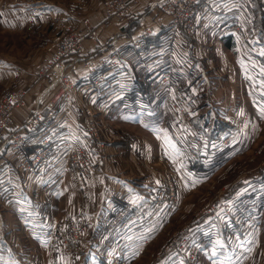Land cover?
<instances>
[{
    "label": "rangeland",
    "instance_id": "374dc122",
    "mask_svg": "<svg viewBox=\"0 0 264 264\" xmlns=\"http://www.w3.org/2000/svg\"><path fill=\"white\" fill-rule=\"evenodd\" d=\"M126 1L132 6V9L124 18L117 19L104 17L107 0H103V5L99 9L90 8L88 5L90 0H0V18L4 13H9L12 16L13 24L16 22V24L22 25V28L15 27L17 29L8 30L4 29L0 22V76L3 72L2 69L7 70L12 67V69H19L22 73L23 69L34 68L33 63L37 60L40 61L46 55L48 59L54 39L69 29L95 31L97 40L94 43L99 46V26L114 20H130L137 15L133 7L138 0ZM93 3H91L92 7L95 4ZM245 3L249 2L245 0ZM61 6L65 7L62 11H60ZM155 8L157 13L161 14L160 7L156 6ZM51 12L55 13L52 14ZM91 12L99 13L102 21L92 23L88 18ZM147 13H150V8L148 11L146 9L145 14ZM75 14H77L78 24L68 21L70 18L75 20L72 17ZM241 14L244 15L242 17L246 22L245 29L241 23L239 30L234 28L236 33L227 30L231 32L232 40L236 43H232L233 48L228 46L229 48H222L221 53H218L211 43L204 42V46H207L206 49L200 50L202 55H196L197 51L190 49L191 54L195 55L196 59L207 53L213 60L208 61L204 55L205 57L201 60L203 63L200 64L201 71L196 67L195 59L189 61L187 57L184 58V61L181 59L183 63L181 66L184 67L182 79L174 76H178L181 72L178 65H172L169 68L170 72L167 68H162L159 71L155 69L157 73L166 72V75L158 74L161 77L153 75L154 71H147V67L143 65L136 81L129 80L131 83L124 82L121 85H114L120 90H126L124 92L126 95L122 99L115 100L114 97L100 96L99 99L89 104L85 99L88 93L73 98L74 102L79 99L83 104L91 105L90 115L83 112V115L88 117L89 124L87 127L76 130V134L70 128L62 131L65 132L64 136L68 135L75 139L76 143L90 147L91 158L85 170H78L71 160H68L67 148L59 150L58 147H53V152L45 154L44 170L40 169V164L34 166L33 151L37 147L36 143H39L45 135L39 137L41 131L39 128L36 130L30 127L20 128L19 135H25V139H27L22 145V149L16 150L8 145L0 152V170L3 167L11 170L10 175L0 176V264H15V259L23 264H48V258L46 260L44 257L42 260L36 253L42 251L43 248L44 250L46 248L52 250L53 248V254L56 255L62 249L68 250L65 246L70 248V254L72 257L74 255V261L77 260V264H79L82 260L81 255L79 256L82 248L80 246L81 241L77 248H71L72 245L65 243L66 240L70 243L71 238L68 237L70 232H73L72 224L76 226L83 220L85 231L81 240L87 239L90 237L87 231L90 217H94L96 220L101 212L94 204L89 206V203L88 206L86 204L83 207H74V205H78L75 201L76 197L81 196L82 193L62 189L60 185L52 190L51 185L56 182L53 179L55 175L53 176L51 173H53L54 168H68L69 170L72 167L80 171L81 178L83 175L84 178H91V171L94 166L100 165L99 155L103 157L104 162L114 163L117 160L115 145L122 144V150L124 154H127V150H129L127 144L130 145V148L134 147L131 143H136L135 137H138L139 140V152H143L142 156L141 153L136 154V156L146 160L151 155L153 161L144 164L145 174L142 177L138 178L137 176H140L138 173H130V175L134 176L133 181H136L134 183L142 182V184H138L142 185L143 188L149 189L152 186L155 188L154 217H156L157 227H159L156 232H160V234L147 242L145 246H141L140 250L142 251L137 256L126 257L124 254L117 255L116 253L109 258V255H105V257L102 256L100 264H112L113 262L115 264H181L184 255L186 262L193 263L198 259L196 245L198 240L196 237L202 224L206 226L203 230L208 233L207 235L212 228L218 227L221 230L222 239H225L226 242L230 241V245L235 247L246 248L238 244L240 232L242 233L241 241L248 238L249 244L250 238H252L251 247L255 242H258L255 248L264 247L262 244L264 242V114L256 109L252 110L253 106L248 112L247 104L243 100L245 95H238L237 91L232 93L233 88L228 82L230 78L235 77L236 79V76L239 79L243 78L244 82L248 84L244 89L241 84H238L237 89L240 93L245 90L252 95V92L257 91V98L264 103V84H262L264 83V71H262L264 69V11L261 10L259 1H257L256 8H252L251 14L247 11H242ZM27 16L28 19H26ZM30 16H34L31 21ZM145 23L143 21L140 25L141 29L129 36H134L133 39L142 36L144 27L150 24ZM163 26L166 27L165 23ZM163 29L165 30L162 28L160 33ZM221 29L223 30L221 34L224 35V28ZM148 36L145 35L144 39H147ZM91 39L92 37L87 34L86 40ZM111 40L108 39L106 45ZM169 41L172 43L176 41L175 34L169 38ZM250 41L253 42V46L258 45L262 49L263 55L257 56L261 67L255 64L253 58L255 54H252L253 50L249 47ZM237 42H239L238 45ZM173 48H175V44ZM172 51V56L178 59L177 62L180 63L181 51L178 52L175 49ZM117 57V52L101 57L106 62L105 65L99 67L102 70L101 75L114 69V66L112 67L109 63L112 58ZM229 58L238 63L237 67L228 66ZM117 62L116 66L118 67ZM234 69L236 75H233ZM89 72L90 68H88ZM21 73L18 74L17 78L12 79L10 84H7L3 81L4 78L0 77V94L20 87L25 92L26 106L17 109L16 123L20 125L25 121L27 122L30 114L39 106L41 112L47 108L45 115L52 117V122L55 125L56 113L54 109L58 110L64 105L63 99L58 101H61L62 105L55 104L54 109L52 106L46 107L51 99L54 100L52 98L54 94L49 92L42 101H38L37 94L45 86H40L38 92H33L31 86H26V84L34 82L33 75L27 76L24 80L27 74ZM88 73L85 74L86 81L91 82L94 86L101 83L108 92L113 87L110 86L112 83L110 77L105 76L103 80L99 81L97 73ZM183 73L188 79H185ZM76 74L77 68L75 67L71 71L72 79H75L74 75ZM46 76H44L45 83ZM164 76L168 78L164 80ZM234 88H236L235 84ZM4 89L5 91H3ZM89 93L93 95L94 89ZM95 102L98 104L96 105ZM256 108L258 109L257 106ZM19 110L23 111L25 116L20 114ZM67 113H69L68 110ZM17 114L20 115V118L17 117ZM58 119H61L59 114ZM254 120L261 121L259 128L253 129L248 134L247 130L250 132L251 125L244 130V135L241 136L239 133L242 132L245 123ZM93 123H97L100 128L98 127V130L95 131L92 128ZM218 126L221 130L216 129ZM234 126L236 127L235 130ZM46 130L49 133L48 137L45 136L48 142L53 139L54 136L52 137V135L59 132L55 128L52 129L53 131ZM209 130L218 131L216 138L211 136ZM187 133L205 138L206 142L200 147L199 154H190L187 145ZM230 133L235 138V144H232V148L226 141ZM95 134L103 138L102 142L100 141L103 144L102 151L99 150L98 145L94 144L96 142ZM219 137L221 144H225V146H217L218 140L215 139ZM210 139L215 141L212 142ZM2 141L0 140V144ZM118 151L120 152L119 149ZM135 151L137 152V148ZM54 155H57V158H53ZM168 155L171 159L168 158ZM25 157L29 159L27 165L33 167L32 169L21 165ZM59 157H62V162L63 160L65 162L57 164L56 160ZM126 164L123 165L124 171L129 174L126 172ZM151 170H156L155 174H149L152 173ZM86 173L89 174L88 177L85 176ZM170 176L176 182V184L174 183L177 195L176 202H171L163 195L160 199L158 198L160 193L165 194L167 192L166 194H168L172 191L171 186L166 182ZM13 177L16 178V183L14 181L10 183ZM4 179L6 180L1 182ZM49 181L52 184L49 185ZM9 186L10 188H7ZM20 191L22 194H26L28 198L21 199ZM225 204H228V207ZM22 205L27 207H21ZM240 211L244 215L243 218L252 215L253 219H249V221L240 220ZM90 213L92 214L90 215ZM118 214L127 213L124 209L120 210ZM231 216L237 218V224L231 221ZM255 216H257L256 219H260L258 230L256 229L257 226L256 228L254 226ZM4 219L11 226L9 231L3 230L1 227ZM27 225L35 227L36 231L39 230L42 238L40 243L49 244V246L42 245V247L39 243L31 242L26 236ZM253 227L255 230L252 229ZM234 228L236 231L233 230ZM58 233L61 236L60 240L56 238ZM96 242H89V251L91 249L100 251L103 243L100 245L101 242L98 241L97 245L99 246H97ZM22 244L24 245L22 246ZM108 246L109 241L104 247L108 248ZM127 246L128 244H120L119 242L113 247L112 243L111 250L116 247L119 251L124 252ZM86 247L82 249L84 250ZM26 248L33 253V257H28L27 254L20 256L18 251ZM181 254L182 257H179ZM175 257L177 259L173 261ZM58 264H63V260H60Z\"/></svg>",
    "mask_w": 264,
    "mask_h": 264
},
{
    "label": "crops",
    "instance_id": "0c3cea01",
    "mask_svg": "<svg viewBox=\"0 0 264 264\" xmlns=\"http://www.w3.org/2000/svg\"><path fill=\"white\" fill-rule=\"evenodd\" d=\"M249 3H245V0H201L199 8L196 13V25H197V35L194 37H189L186 34H177L175 36V39L180 41L171 42L169 41V37L166 30H162V32H155L150 34L147 39L143 40L139 44H133L131 33H134L136 31H139L141 29L140 25L144 21L145 24L154 22L153 18L155 19L158 11L156 8H152L151 4L153 0H138V2L135 4L133 9H135L136 16H133L134 18L128 20H114L112 22H109L105 25H101L98 28L99 37H100V44H95L92 40H86V51L83 53V56L78 59L77 64V74L74 75L75 81L80 82L82 80H85L87 77H85V74L88 73V68L85 66L87 61H98L103 56H109L110 54H115L117 52V63L120 66H114V69L107 71L109 74H107V78L110 77L112 80V83H110V86L114 85H121L122 83H129V80L136 81L140 75V68L141 66H146L147 71H154L153 75L163 74L165 75L166 72L159 71L162 68H167V70L170 69L173 65L180 66L179 69H181L180 74L174 75L178 78L182 77V69H184L183 66H181L183 63L181 62V59L184 61L187 57V60L191 61L192 59H195L196 67L199 69V71L202 70L200 67V64L203 63L201 60L206 55L208 61L211 60L210 56L207 55V53L203 54V56L199 59L195 58V55H192L190 52L191 50H196V55H202L200 50L206 49V46H204L205 43H211L212 47L217 50L218 53H221L222 48H233V44H236L233 42V37L230 35L231 32L236 33L234 28H236V25L241 24L243 25V28L245 29L246 22L243 19L241 12L247 11L249 14H251L252 8H256V2L259 1V6L262 11H264V0H247ZM94 2V6L92 7L91 3ZM90 8H98L103 5V0H90V3L88 4ZM65 7L60 8V11ZM148 8H150V13L145 14L146 9L148 11ZM251 9V10H250ZM42 10V9H41ZM57 12V11H55ZM55 12H51L54 14ZM41 16V15H39ZM77 14H75L74 17L75 20H72L71 18L68 19L70 23L78 24V18L76 17ZM42 17V16H41ZM34 16H30V21L33 19ZM43 18V17H42ZM89 20L92 23H100L102 21V17L97 12H91L88 16ZM28 19V16L26 17ZM254 20V19H253ZM1 26H3L4 29L8 30H15L19 27L22 28V25L20 23L15 22V24L12 23V16L9 15V13H4L2 18H0ZM21 23H23L21 21ZM15 25V26H14ZM17 25V26H16ZM158 27V26H157ZM221 28H224V35L221 34V31H223ZM231 28L232 30H228L231 32H228L227 29ZM179 35V36H178ZM178 37V38H177ZM112 39L107 45V40ZM251 45H249L250 49L252 48L254 55V61L255 64L258 65V67H261V63L259 61V57L263 55L262 49L259 48L258 45L253 46V42H251ZM175 44V48H173V45ZM239 42H237V45ZM102 45V47H101ZM177 45H179L177 47ZM98 47V49H97ZM197 48V49H196ZM175 49L180 53V63H178V59H175L172 56V50ZM208 49V48H207ZM176 51V52H177ZM188 52V55H187ZM119 53V54H118ZM195 54V52H193ZM226 53V52H223ZM121 54V55H120ZM47 55L46 57L42 58L40 61H36L33 63V67L26 68L27 70L23 69L22 73L27 74L24 77V80H26L27 76L33 75L32 83L26 84L27 87L31 86V89L33 92H36L40 86H45V77L40 76V69L44 66V64L47 61ZM89 58V59H86ZM185 58V59H184ZM189 58V59H188ZM228 66L229 67H237L238 63L233 62L228 59ZM17 65V64H15ZM233 65V66H232ZM129 67V69H128ZM156 69V71H155ZM3 72H1V76L3 77V81L7 82V84H10L12 82V79L14 80L17 78L18 74L21 73L19 69H12L8 68L7 70L2 69ZM21 73V74H22ZM116 73V74H114ZM89 74V73H88ZM114 74V75H113ZM170 74V73H169ZM177 74V71H176ZM236 75L237 73L233 72V75ZM162 75V76H163ZM172 75V74H171ZM159 76V75H158ZM183 76L186 75L183 73ZM161 77V76H159ZM44 82V83H43ZM230 83V87L233 88V92L240 94H244V102L247 104V111L252 109H256L258 111L262 112V109H264V103L257 98L258 92L255 93L252 92V95L249 93V91H240L237 89L238 84H241L244 87L248 83L244 82V79H239V77L236 76L234 78H230L228 80ZM131 83V82H130ZM235 87L234 88V84ZM246 83V84H244ZM101 84V83H100ZM94 86V93L93 95H90V91L85 96V99L87 102L93 103L95 100L99 99L100 96H107L114 97L115 100L122 99L124 97V90H120L116 87H111L110 91L108 92L104 86L101 85ZM264 84V83H262ZM123 86V85H122ZM252 87V86H250ZM261 87H263L261 85ZM113 88V89H112ZM249 88V87H248ZM257 89V88H256ZM7 90V89H6ZM40 90V89H39ZM38 90V91H39ZM231 90V88H229ZM250 90V89H249ZM259 90V89H258ZM5 91V89L3 90ZM37 91V92H38ZM106 97V98H107ZM116 97V98H115ZM158 98V97H157ZM241 98V97H240ZM96 103V102H95ZM65 104L68 105L69 113H67V109L65 108ZM64 106L59 107V118H61L59 121L57 119V125L55 126V129H58L59 132L64 134L65 132H62L66 128H70L74 131V134H76V130H81L84 127L88 126V117L83 115V102L81 100H76L74 102L73 100H70L66 102ZM98 103H96L97 105ZM198 104V103H197ZM62 105V104H61ZM95 106V105H94ZM258 107V109L256 108ZM96 108V106H95ZM20 114L24 115V112L19 110ZM63 113V114H62ZM264 114V112H262ZM17 117L20 118V115L17 114ZM219 120V118H218ZM259 122L261 121H249L245 123V125L242 128V132L239 134L244 135V130L252 125V128L247 130L248 134L251 133L254 130H257L259 128ZM136 123V122H135ZM195 127V126H194ZM234 126V130H235ZM213 129V128H212ZM217 130H221L220 126L216 128ZM217 130H209L211 133V136L213 138H216ZM208 131V132H209ZM229 131V130H228ZM233 131V130H231ZM204 132V131H202ZM205 133V132H204ZM207 134V133H205ZM208 135V134H207ZM209 136V135H208ZM221 137V136H220ZM220 137L218 139V145H221L222 147L225 146V144H221ZM249 137V135H248ZM136 143H131L134 145V147L130 148V145L127 144V154H124V151L122 150V144L115 145L116 147V156L117 160L114 163L104 162L103 157L100 156V165L98 167L94 166L92 172L91 178H81L80 171H77L75 168H63V169H57L54 168L53 173L51 175H55L53 177L55 184L51 185V188H56L58 185L62 186V189H67L68 191H75L82 193L81 196H77V206L74 205V207H80L83 205L96 206V208L101 212L99 214V218L95 220L94 217H90V221L88 223L87 231L90 235L89 238H86L81 240V247H87L83 250L81 248V252H79V256L81 255V262L79 264H100L102 261V258L105 257V255H115L118 254H124L126 257H135L138 255V253L142 250L141 246H145L147 242H149L151 239L155 238L156 235H159L160 232H156V230H159L157 227L158 224L156 223V217H154V208L155 202H151V197L154 195L155 188L152 186L149 189H145L142 187V182L134 183L136 181H133L134 176L130 175L138 173L140 176H137L138 178L142 177L145 172L144 164H148L149 161H153L151 158V155L147 157L146 160H143L136 156V154H140V147L138 145L139 140L138 137H135ZM211 140V139H210ZM215 140H211L212 142ZM233 140L232 142H230ZM227 142H229L230 147L232 148V144H235V138L231 136V133L229 134V137L226 139ZM239 143V142H238ZM136 145V146H135ZM119 146V147H118ZM125 146V145H124ZM229 147V148H230ZM137 148V152L135 149ZM228 148V149H229ZM120 150V152L118 151ZM143 155V152L141 153V156ZM130 160V161H129ZM61 163L65 162V160L62 159L60 161ZM131 162V163H130ZM57 164L59 162H56ZM126 164V172L125 173L123 165ZM134 166V167H133ZM3 167L0 170V173L10 175L11 170ZM152 173L147 172L149 174H155L156 170H151ZM194 171V170H193ZM192 172V171H191ZM5 177V176H4ZM136 177V178H137ZM61 178V180H60ZM149 178V176H147ZM146 178V179H147ZM6 179H4L1 182H4ZM16 181V178L13 177L10 181ZM9 183L8 181H6ZM9 183V184H10ZM16 183V182H15ZM50 184L51 181H49ZM155 184V183H152ZM5 186V185H3ZM2 186V187H3ZM7 188H10L7 187ZM154 189V190H150ZM51 190V191H52ZM21 192V191H20ZM28 196L26 194H22L21 192V199H26ZM21 207H27L22 205ZM1 208V207H0ZM126 210L127 214H118L120 213V210ZM15 211V210H13ZM26 211V210H24ZM28 211V210H27ZM26 211V212H27ZM92 213H90L91 215ZM258 216V215H257ZM255 219L254 226L257 230L259 228V221L260 219ZM1 217V215H0ZM244 215L241 213L239 214L240 220L249 221V219H253L252 215L246 218H243ZM21 220V219H20ZM231 221L234 224H237V218L234 216H231ZM252 221V220H251ZM3 230L9 231L11 228L10 225H8L7 221L4 219L3 221ZM209 224V223H208ZM256 224V225H255ZM206 226L201 225L199 228V233L197 234L196 240H198L197 245V255L198 259L195 260L193 263L186 262L185 255L182 257L183 260H181V264H264V247L255 248L258 242H255L253 246L251 247L252 238H250V243L248 244V238H244L243 241H241V235L240 232L238 244L246 247V248H238L230 245V241H225V239H222L221 233L218 227L212 228L209 235L208 233L203 230ZM224 227V226H223ZM35 228V227H34ZM30 225H27L26 227V236L27 238L33 242V243H39L42 245L49 244H41L40 241L42 240L41 235L39 233V230H35ZM253 227L252 229L255 230ZM236 231V229H233ZM252 232V230H251ZM233 234V233H232ZM235 235V234H234ZM221 236V237H220ZM200 240V241H199ZM204 240V241H203ZM87 241V242H86ZM90 241H97L96 245L98 244V241H100V245L103 243L102 247L100 248V251L96 249H91L89 251L88 245ZM109 241V246H106L107 242ZM217 241H220L221 243L218 244ZM264 241V240H263ZM42 242V241H41ZM120 244H128L124 252L119 251L116 247L111 250V244L113 243V247L119 243ZM248 244V245H247ZM264 244V242L262 243ZM24 244H22L23 246ZM99 246V245H97ZM43 247V246H42ZM46 248V247H45ZM52 248V247H51ZM253 248V249H250ZM215 249V255H213V250ZM250 249V250H249ZM21 250V251H20ZM18 252L20 256L28 255V257H33V253L29 252L26 249H20ZM63 250V249H62ZM60 250L53 254V248L50 250L49 248H46V250L40 251L39 253H36L38 257L43 258L45 257L48 264H58L60 260H63V264H77V260L74 261V255L70 254V252H67L65 250ZM76 253V251H74ZM100 254H99V253ZM141 253V252H140ZM139 253V254H140ZM9 256H11L9 254ZM103 256V257H102ZM56 257V260H55ZM178 257V258H179ZM108 258V257H107ZM177 257L173 259V261H176ZM187 260V259H186ZM174 263V262H173ZM15 264H23L18 259H15Z\"/></svg>",
    "mask_w": 264,
    "mask_h": 264
},
{
    "label": "built area",
    "instance_id": "2783aa9c",
    "mask_svg": "<svg viewBox=\"0 0 264 264\" xmlns=\"http://www.w3.org/2000/svg\"><path fill=\"white\" fill-rule=\"evenodd\" d=\"M137 1V0H136ZM106 8H105V18H117L122 19L125 15L129 13V11L132 9V6L127 3L126 0H107L106 2ZM200 0H153L151 7L154 8L156 6L160 7L161 14H157L154 22L146 25L143 30V35L139 38H134L133 43L139 44L144 40L145 35H150L155 32H159L162 28H165L167 31L168 36H172L175 34H183L187 35L189 37H194L197 35V25H196V12L199 8ZM162 7V9H161ZM86 23V22H85ZM163 23H165L166 27L163 26ZM158 26V27H157ZM243 26V25H242ZM162 27V28H161ZM237 30L240 29V24L238 27H236ZM227 30H232L231 28H228ZM235 30V29H234ZM236 31V30H235ZM90 35L92 37V41L96 42L97 40V34L95 31L91 30H73L69 29L67 32L62 33L60 36H57L53 44L51 45V52L50 56L47 59L44 66L39 71L40 76H46V83L44 89L37 94V100L42 101L45 95H47L49 92H52L54 96V100H50V102L46 105V107H51L54 109L55 104L61 105L62 102H58L59 100L63 99L64 104L70 100H73V98H76L77 96H83V93H88L90 90L93 89L94 84L91 82H88L85 80H82V82H77L75 79H72L71 71L76 67L77 68V62L80 57L83 56V53H85L86 49V35ZM141 35V34H140ZM169 39V38H168ZM117 58H112V61L109 63V65L116 66ZM106 62L104 59H98V61H87L85 66L87 68H90L89 73H97V77L100 79L99 81L103 80L108 72H105L101 75L102 70L99 69V67L105 65ZM166 75V74H165ZM168 78V77H166ZM164 76V80L166 79ZM98 83V82H97ZM89 104H92L90 102H87ZM83 104V112L90 115L91 112V105ZM65 108L69 110L68 105L65 104ZM26 106V100H25V92L24 90L20 88H14L12 91L9 92H3L0 94V140L2 141V144H0V152L5 149L6 146H11L16 150H21L22 145L25 144L26 140L25 135H19L20 128H27L30 127L34 130L36 128L41 129L39 133V137L41 135H45L46 137L49 136L48 130H54L59 111L54 109L55 115H56V123L52 122V117L50 118L46 114L47 108L41 112L40 107L38 106L34 112L30 114L28 117L27 122H23L22 124H17L15 120V114L17 109L25 107ZM64 106V105H63ZM61 108V107H60ZM59 109V108H58ZM59 121V119H58ZM98 127L100 126L97 123L92 124V128L98 130ZM52 130V131H53ZM51 131V132H52ZM18 132L17 134H15ZM50 132V133H51ZM97 134V132H96ZM95 134V140L94 144L99 148V150L102 151L103 144L101 143L103 138ZM19 135V136H18ZM18 136V137H17ZM44 136V137H45ZM54 135H52L53 137ZM43 137V138H44ZM41 138L39 143L37 144V147L35 151H33V155L35 156V159L33 160L34 166L36 164H40V169H43L44 162L46 159V153L47 152H53V147L56 148V142L51 139L50 142L47 141V139ZM187 145L190 154L197 155L200 153V147L204 145L206 142L205 138L202 136L199 137L198 135H195L193 133H187ZM50 139V138H49ZM101 141V142H100ZM67 143L66 148L68 149V160L73 163L75 167L78 168V170L83 169L85 170L89 164L90 161V155H91V149L88 147V145L85 144H78L76 143L75 139H71ZM11 144V145H10ZM69 146V147H68ZM21 148V149H19ZM59 148V147H58ZM64 149V148H63ZM62 148H59V150H63ZM53 158H57V155H54ZM168 158L170 156L168 155ZM62 157H59L56 162H60ZM29 159L24 158L21 165H23L26 168H30L27 164ZM44 170V169H43ZM1 177L7 176V174L0 173ZM86 177L89 176L88 173L85 175ZM170 186L172 191L168 194H162L160 193L158 198L163 195L164 198H168L171 202L177 201V195L175 192V184L176 182L169 177V179L166 181ZM175 183V184H174ZM50 185V183H49ZM154 190V189H153ZM155 193V191H154ZM155 196L153 195L151 197V202H155ZM228 207V204H225ZM73 225V232H70V235L68 238H71L70 243L68 240L65 241V243H68L71 246V248L75 247L77 248L79 245V242L82 239V234L85 231V222L81 220L76 226ZM63 235V234H62ZM60 233L57 234L56 238L60 240ZM63 237V236H62ZM69 251L70 248L68 246H65ZM70 252V251H69ZM112 264H115L114 262Z\"/></svg>",
    "mask_w": 264,
    "mask_h": 264
},
{
    "label": "bare ground",
    "instance_id": "6f19581e",
    "mask_svg": "<svg viewBox=\"0 0 264 264\" xmlns=\"http://www.w3.org/2000/svg\"><path fill=\"white\" fill-rule=\"evenodd\" d=\"M65 134H61L60 135V132H57V133H55V135H54V137L53 138H55V142H56V145H57V147H59V148H66V146H67V143L66 142H68L69 140H70V137L67 135V136H64ZM71 139H73V138H71Z\"/></svg>",
    "mask_w": 264,
    "mask_h": 264
},
{
    "label": "snow or ice",
    "instance_id": "6c2138e0",
    "mask_svg": "<svg viewBox=\"0 0 264 264\" xmlns=\"http://www.w3.org/2000/svg\"><path fill=\"white\" fill-rule=\"evenodd\" d=\"M262 71H264V69H262ZM262 112H264V109H262ZM175 146L173 145V148H174ZM217 243L218 244H220L221 242L220 241H217ZM250 250V249H249ZM216 253H215V249L213 250V255H215Z\"/></svg>",
    "mask_w": 264,
    "mask_h": 264
},
{
    "label": "trees",
    "instance_id": "16d2710c",
    "mask_svg": "<svg viewBox=\"0 0 264 264\" xmlns=\"http://www.w3.org/2000/svg\"><path fill=\"white\" fill-rule=\"evenodd\" d=\"M246 49H248V48L246 47Z\"/></svg>",
    "mask_w": 264,
    "mask_h": 264
}]
</instances>
